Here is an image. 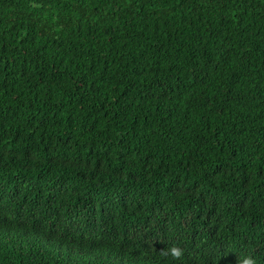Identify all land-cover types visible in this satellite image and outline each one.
<instances>
[{"label": "trees", "instance_id": "1", "mask_svg": "<svg viewBox=\"0 0 264 264\" xmlns=\"http://www.w3.org/2000/svg\"><path fill=\"white\" fill-rule=\"evenodd\" d=\"M244 256L264 264V0H0V264Z\"/></svg>", "mask_w": 264, "mask_h": 264}, {"label": "clouds", "instance_id": "2", "mask_svg": "<svg viewBox=\"0 0 264 264\" xmlns=\"http://www.w3.org/2000/svg\"><path fill=\"white\" fill-rule=\"evenodd\" d=\"M161 254L164 256H171L175 260L181 259L184 255L183 250L176 245L166 248V250H161ZM237 264H256V262L252 256H244L238 258Z\"/></svg>", "mask_w": 264, "mask_h": 264}]
</instances>
